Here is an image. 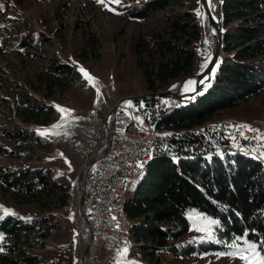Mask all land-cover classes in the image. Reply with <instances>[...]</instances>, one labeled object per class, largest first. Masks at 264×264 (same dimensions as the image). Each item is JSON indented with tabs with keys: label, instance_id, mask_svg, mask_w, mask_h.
<instances>
[{
	"label": "rangeland",
	"instance_id": "rangeland-1",
	"mask_svg": "<svg viewBox=\"0 0 264 264\" xmlns=\"http://www.w3.org/2000/svg\"><path fill=\"white\" fill-rule=\"evenodd\" d=\"M145 1L148 0H120L119 5H110L115 11H109L96 0H0V4L5 5L0 11V173L2 169L38 167L48 173L57 195H60L61 189H65L66 195L65 205H60L56 198L50 207H46L42 202L16 199L0 184V206L14 213L5 215L0 209V217H11L22 227L32 221L41 223L45 219H48L46 223L54 224L43 245L35 243L33 232L30 233L33 251L43 264H80V255L86 243L84 223L77 211V177L87 159L83 154L93 146L99 153L103 150L105 119L109 109L120 98L155 91L147 87L136 51L142 52L141 57L149 67L156 64L158 56L150 55L148 50L151 37L157 30L163 31L167 27L166 17L170 21L186 14L190 18L197 17L199 22V36L192 45L196 54L192 71L197 65L206 66L214 48V38L199 0H166L168 6L143 19L124 14L127 8ZM198 11L200 15H197ZM21 40L26 42L24 46H20L23 43ZM139 43L143 44L140 49L137 47ZM256 61L264 63V56ZM64 64L69 66L70 72L59 74L65 68H55ZM81 67L98 82L99 97L96 88L78 70ZM53 68L61 75L64 84L62 87L55 86L53 94L47 95L40 77L44 79L42 75L53 74ZM185 76L171 80L156 90L163 91ZM158 98L169 107L178 102L183 104L176 97ZM33 99L52 107L47 123L25 119L27 111H30L28 102ZM126 103L129 104V101ZM56 106L72 110L71 114H65L66 118L62 120ZM226 119L240 120L264 133V88L237 106L218 112L208 122ZM128 123L123 121L121 134L125 132L124 127L128 128ZM57 124L62 127L52 129ZM22 129L34 137L27 141L28 144L15 137ZM44 130L59 134H40ZM165 130L169 129L163 127L160 131ZM173 133L176 134V131ZM36 138L38 140L34 141ZM117 140L118 136H113V147ZM11 151L12 154L9 153ZM216 151L224 154L221 150ZM138 179L133 182L129 194ZM203 217L218 221L196 209H188V233L177 240H170L168 247L157 252L153 259L148 258L134 242L130 221L125 243L127 252L121 250L105 262L244 264L238 256L227 255L236 250L230 245L245 248L247 243L255 242L246 235L238 236L241 239H220L216 236L221 228L219 221L218 225L211 226L213 239H201L206 234L196 229L204 226ZM5 241L3 236L0 244ZM210 242L215 246L213 249L205 246ZM190 245L194 249L188 251Z\"/></svg>",
	"mask_w": 264,
	"mask_h": 264
},
{
	"label": "trees",
	"instance_id": "trees-1",
	"mask_svg": "<svg viewBox=\"0 0 264 264\" xmlns=\"http://www.w3.org/2000/svg\"><path fill=\"white\" fill-rule=\"evenodd\" d=\"M222 3L224 43L216 80L195 102L187 106L178 102L159 115L158 123L162 126L187 132L168 138L169 151L154 152L125 203L134 242L150 259L167 248L170 240L188 233V209L216 218L221 227L216 236L220 239L246 235L264 249V165L247 156L227 151L220 154L202 136L189 131L264 88V63L256 61L264 56V0H222ZM168 4L166 0H148L127 8L124 14L143 19ZM167 18V27L154 33L148 48L150 55L158 56V62L149 67L141 57L142 52L136 51L147 87L155 91L190 73L196 55L192 45L199 36L198 18L187 14L170 21ZM20 42H23L20 46L26 44L24 40ZM59 68H65L59 74L70 72L67 64L55 70ZM59 74L53 68V74L40 77L47 95L53 94L55 86H63ZM28 104L27 121L43 124L49 121L52 107L34 99ZM23 130L15 137L28 144L34 137ZM0 184L19 200L42 202L50 207L57 198L60 205L66 204L65 189L57 195L48 173L38 167L2 169ZM47 221H32L22 227L11 217L0 220V234L6 238L0 244V264H43L33 251L30 233L33 232L35 243L43 245L54 227ZM205 246L215 247L211 242ZM187 248L194 249L193 245Z\"/></svg>",
	"mask_w": 264,
	"mask_h": 264
},
{
	"label": "built area",
	"instance_id": "built-area-1",
	"mask_svg": "<svg viewBox=\"0 0 264 264\" xmlns=\"http://www.w3.org/2000/svg\"><path fill=\"white\" fill-rule=\"evenodd\" d=\"M162 97L169 99L173 96ZM126 102L118 106L114 115L111 136H118V147H111L110 144L105 157L87 169L83 183L84 212L92 227V242L97 249L94 258L99 261L105 258L109 261L115 253L125 249L124 226L117 214L124 179L132 176L135 162L144 154L170 149L168 138L172 136H164L160 132L151 134L150 122L156 112L171 106L162 103L158 96L129 101V104ZM123 121H133V128L128 134H121ZM194 134L202 136L216 150L241 149L264 158V133H261V141H254L251 133L244 128L226 125ZM175 135L185 134L179 132ZM98 153L93 146L86 149L83 155L88 159ZM83 232L88 235L85 226ZM90 253L92 256V249Z\"/></svg>",
	"mask_w": 264,
	"mask_h": 264
},
{
	"label": "water",
	"instance_id": "water-1",
	"mask_svg": "<svg viewBox=\"0 0 264 264\" xmlns=\"http://www.w3.org/2000/svg\"><path fill=\"white\" fill-rule=\"evenodd\" d=\"M220 1H221V6H220L221 10H220V16H219L220 19L215 20L208 9L206 0H199L200 9L201 11L203 10V8L206 10V14H207L206 17H207L209 27L213 28L214 30V32H212V36L214 38V48L209 54V59L206 63V66L201 71H198V67H197L194 71H191L182 79L175 81L163 91H160V90L155 91V92L151 91L149 93L124 96L120 98L113 105V107L109 109L108 114L105 119V123H104L105 142H104L103 150L99 154L91 156L83 162V164L80 167L78 177H77V193H78L77 211L79 212L83 220L84 226L86 227L88 231V238L86 239L85 246L82 249V252L80 255V264H88L87 261L89 258L90 245H91L92 237H93L92 227L84 212V202H83L84 178H85L87 169L95 162L102 160L109 150V147L111 144L112 129L114 127V115L116 113L118 106L122 105V103L126 101L140 100V99L150 97V96H158V97L174 96L183 103L182 106H187L190 103L195 102L196 100H198L200 97H202L208 92V90L212 87L214 81L216 80V77L218 75L221 62H222V50H223V43H224V34H223L224 17H223V12H222L223 3H222V0ZM203 78H206V81H207L206 84L202 83ZM191 79L196 80L197 88L189 94L190 98L184 102L182 100L181 95L173 90V87L175 84L177 85V84L185 83L186 81L191 80Z\"/></svg>",
	"mask_w": 264,
	"mask_h": 264
},
{
	"label": "bare ground",
	"instance_id": "bare-ground-1",
	"mask_svg": "<svg viewBox=\"0 0 264 264\" xmlns=\"http://www.w3.org/2000/svg\"><path fill=\"white\" fill-rule=\"evenodd\" d=\"M208 9L211 13V15L214 17L215 20H219V16H220V6H221V1L220 0H211V5H209L208 0H206ZM203 11L206 10L203 8ZM207 16V14H206ZM210 32H214L213 28H210ZM198 67V71H201L203 69V67H201L200 65H197ZM187 82H191L190 84H187V88L188 90L185 89V85ZM202 83L206 84V78H203ZM197 82L194 79L188 80L185 83H181V84H175L173 87V90L175 92H177L178 94L181 95L182 100L185 102L187 101L190 97L189 94L194 91L197 88ZM194 89V90H193ZM178 99V98H177ZM123 105V103H122ZM120 105V106H122ZM168 109L163 110V111H159L156 112V114H154V117L151 119L150 122V132L151 134H158L160 132L161 135H166V136H172L174 135V131L173 130H165V132L160 131L161 129H163L164 126H162L160 123H158L160 121L159 119V115L163 112H166ZM128 128L124 127L125 132L123 134H128L129 131L131 130V128H133V121H129L128 123ZM229 125L231 126V128H244V130L248 131L251 133L252 135V139H254V141H261V133L257 128L245 123V122H241L240 120L238 121H234V120H219V121H214V122H206L203 125L197 126L194 129H190L189 131H193V133H197V132H204L205 130H212V127H220V126H226ZM248 126V127H240V126ZM249 129H255L256 131H251ZM180 133H186L187 130H181L179 131ZM178 131H176V133H179ZM112 142H113V136H111V147L112 146ZM115 147H118V140H117V144ZM224 151V150H221ZM228 153L231 154H238V155H242V156H247L249 158H252L258 162H261L262 164H264V158L261 157V155L259 154H251L248 153L247 151H241V149H227L226 150ZM166 152V151H163ZM154 155V152L152 153H147L144 154L142 156V158H140L137 162H135V165L133 167V174L132 176L124 179L123 181V193L121 195V200L120 203L117 205V214L120 218L121 223H123L122 227V235L123 237H125V243H126V239H127V227L130 224V220L128 219L126 212H125V203L127 198L129 197V189L132 186L133 182L143 173L146 165L150 162V160L152 159ZM138 165H142L141 167H138ZM86 228V227H85ZM87 230V229H86ZM88 232V231H87ZM88 238V235L86 236V239ZM92 249V253L93 255L90 256V252ZM96 246L93 242H91L90 245V251H89V258H88V264H106V259H102V260H96V258H94V252H96Z\"/></svg>",
	"mask_w": 264,
	"mask_h": 264
},
{
	"label": "snow or ice",
	"instance_id": "snow-or-ice-1",
	"mask_svg": "<svg viewBox=\"0 0 264 264\" xmlns=\"http://www.w3.org/2000/svg\"><path fill=\"white\" fill-rule=\"evenodd\" d=\"M98 4L103 5L107 10L109 11H115L114 8L110 7L111 4L119 5L120 0H96ZM209 5H211V0H208ZM5 5L0 4V11L4 10ZM197 15H200L199 11L197 12ZM78 70L83 74L84 78L89 82V84L96 88L97 96L99 97L100 90L98 87V82L94 81V78L91 77L82 67L78 68ZM191 82H187L185 85V89L188 90L187 84H190ZM194 90V89H193ZM130 106V105H129ZM57 110L61 113V119L64 120L65 114H71L72 110L61 108L60 106H56ZM59 127H62V125L57 124L53 125L52 129H57ZM240 127H248V126H240ZM251 131H256L255 129H249ZM59 134L58 132H52V130H44L41 131L40 134ZM142 165H138V167H141ZM0 209H3V206H0ZM5 215L14 214L8 209H3ZM3 217H0L2 219ZM30 219V218H29ZM202 220L204 221L203 227H198L196 230L205 232V236L201 237V239H207L212 240L214 237V232L212 231L211 226L212 225H218V221L216 220H209L206 217H203ZM3 239V236L0 235V240ZM237 239H241L238 237ZM230 247H234L236 250L230 253H227V255L230 256H238L239 259L244 261V264H264V249L258 248L256 243H247V246L245 248H240L239 245L233 244L230 245ZM127 250H124V253H126ZM220 255H224V253H221Z\"/></svg>",
	"mask_w": 264,
	"mask_h": 264
},
{
	"label": "crops",
	"instance_id": "crops-1",
	"mask_svg": "<svg viewBox=\"0 0 264 264\" xmlns=\"http://www.w3.org/2000/svg\"><path fill=\"white\" fill-rule=\"evenodd\" d=\"M258 126V125H257ZM259 127H261V126H259ZM262 128H264V127H262Z\"/></svg>",
	"mask_w": 264,
	"mask_h": 264
}]
</instances>
